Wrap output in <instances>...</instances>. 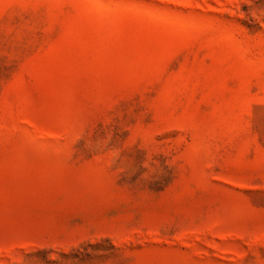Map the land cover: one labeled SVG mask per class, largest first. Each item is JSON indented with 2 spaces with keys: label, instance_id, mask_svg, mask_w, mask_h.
I'll list each match as a JSON object with an SVG mask.
<instances>
[{
  "label": "rangeland",
  "instance_id": "374dc122",
  "mask_svg": "<svg viewBox=\"0 0 264 264\" xmlns=\"http://www.w3.org/2000/svg\"><path fill=\"white\" fill-rule=\"evenodd\" d=\"M0 264H264V0H0Z\"/></svg>",
  "mask_w": 264,
  "mask_h": 264
}]
</instances>
